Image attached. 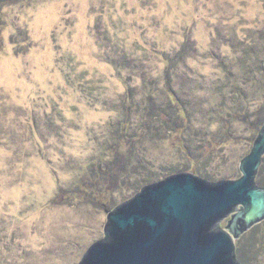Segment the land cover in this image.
I'll list each match as a JSON object with an SVG mask.
<instances>
[{"label":"rangeland","instance_id":"rangeland-1","mask_svg":"<svg viewBox=\"0 0 264 264\" xmlns=\"http://www.w3.org/2000/svg\"><path fill=\"white\" fill-rule=\"evenodd\" d=\"M263 123L264 0H0V264H77L143 185L239 176ZM236 246L264 264V220Z\"/></svg>","mask_w":264,"mask_h":264},{"label":"water","instance_id":"water-1","mask_svg":"<svg viewBox=\"0 0 264 264\" xmlns=\"http://www.w3.org/2000/svg\"><path fill=\"white\" fill-rule=\"evenodd\" d=\"M263 163L264 123L239 176L212 182L188 171L143 185L107 212L103 237L77 264H241L236 240L264 220Z\"/></svg>","mask_w":264,"mask_h":264},{"label":"trees","instance_id":"trees-1","mask_svg":"<svg viewBox=\"0 0 264 264\" xmlns=\"http://www.w3.org/2000/svg\"><path fill=\"white\" fill-rule=\"evenodd\" d=\"M172 94V93H171ZM175 100L177 101V98L175 97ZM178 102V101H177ZM180 106H181V108L183 109V118H181L178 114H177V111L175 110V108L173 107V112H174V114H175V116H177V117H179L180 119H181V121H183V120H188V117H187V112H186V108H185V106L181 103V104H179ZM153 115H156V114H153ZM179 126H181V125H179ZM172 128V127H171ZM182 128H184V126L182 127ZM182 128H181V131H182ZM183 146H184V144H183ZM260 171V170H259ZM259 171H258V173H259ZM257 225V224H256ZM256 225H254V226H256Z\"/></svg>","mask_w":264,"mask_h":264}]
</instances>
